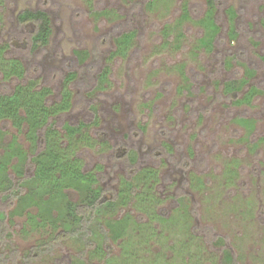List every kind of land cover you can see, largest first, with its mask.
Masks as SVG:
<instances>
[{
	"label": "rangeland",
	"instance_id": "1",
	"mask_svg": "<svg viewBox=\"0 0 264 264\" xmlns=\"http://www.w3.org/2000/svg\"><path fill=\"white\" fill-rule=\"evenodd\" d=\"M217 2L221 29L208 49L200 23L207 0H0V44L10 42L8 55L27 69L21 80L0 75V86L10 91L34 79L52 89L53 103L75 73L68 84L73 106L52 122L63 135L67 122L86 125V138L71 142L84 170L98 175L103 198L115 197L128 178L140 193L152 187L154 201L152 216L142 200L122 207L115 218L130 212L148 226L138 237L132 222L129 235L116 242L106 237L96 255L92 230L106 235V217L90 212L60 237L61 228L49 221L30 220L35 206L12 214L22 188L10 169L15 188L0 193V264H264V0ZM26 9H44L52 20L49 43L35 51L26 44L34 26L18 22ZM125 32L134 38L117 54V37ZM247 67L255 73L246 87L237 96L225 93L224 83L246 76ZM251 86L261 92L250 103H235ZM237 117L254 119L250 134ZM1 125L6 142L16 135L31 149L26 128ZM34 166L29 159L25 174ZM147 167L157 170L156 179L146 185L133 179ZM67 192L79 200L77 190ZM124 245L134 252L125 254Z\"/></svg>",
	"mask_w": 264,
	"mask_h": 264
},
{
	"label": "trees",
	"instance_id": "2",
	"mask_svg": "<svg viewBox=\"0 0 264 264\" xmlns=\"http://www.w3.org/2000/svg\"><path fill=\"white\" fill-rule=\"evenodd\" d=\"M207 7L205 16L200 19V23L206 31V34L201 38V42L210 49L214 45L221 28L215 19L218 8L217 0H207ZM106 13L107 11L98 12V14ZM183 16L184 18L190 17L187 7L184 9ZM1 17L0 15V19ZM18 22L20 25L32 24L34 26L26 43L30 45L32 50H38L49 43L53 30L50 14L46 10L26 9L19 13ZM134 35V32H125L119 35L116 40L117 50L115 53L124 54L131 45ZM232 36H235V32ZM10 46V42L0 44V75H2L3 80L11 78L21 80L26 75L27 69L20 58L8 55L7 50ZM254 73L253 69L247 67L246 76L226 81L224 83L225 93L237 96L246 87L249 77ZM75 76V73L68 74L64 80L61 98L53 103L48 98L49 94L52 93V89L48 86H36L34 79H30L27 83H18L10 91H5L0 86V193L9 192L15 188V181L10 172V169H13L18 174L19 186L22 190H17V202L11 213L22 214L29 207L35 206L38 213L33 215L29 212L30 220L35 224H44L49 221L55 228H61L60 237L69 236V234L75 232L77 225L84 221L88 213L93 212L95 214L96 212L103 215L106 217V235L100 229L92 230L94 241L97 238L99 239V242L95 241V254L102 255L106 242L105 238L108 237L111 241L116 242L126 237V235H129L132 222H135L139 227L137 229L131 226L133 231L138 237L141 236V227L145 228L148 224L134 220L130 212L119 218H115L114 215L122 207L129 205L132 199H138L144 202V206H142L144 213L152 216L154 201L152 194L148 192L152 187L147 189L146 192L140 193L136 189L138 186L134 180L124 178L123 186L115 197L103 198V190L98 186V175L94 171L84 170L82 159L72 144V139L86 138L87 133L82 131V128L86 125L84 123L74 125L67 122L62 126V129L66 132L63 135L61 130L52 122L54 117L72 108V92L68 90V84ZM106 77L107 73H103L101 75L102 81L106 80ZM259 92L261 90L257 86H251L242 97H237L235 103H250ZM4 120L9 121L19 131H23L24 128L27 129L26 135L31 141L30 150L23 147L16 135H13L9 142L5 141V130L1 125ZM235 121L246 127L248 134L252 132L255 126L254 119L237 117ZM79 133L82 136L76 138ZM65 137L69 139L68 145H65ZM29 159L32 160L35 166L33 173L26 175L25 167ZM15 160L17 161L14 162ZM156 177L157 170L147 167L135 172L133 179L146 185ZM68 189L78 191L80 195L78 201L71 198L67 192ZM180 199L184 202L183 196ZM186 203L184 202V206L181 205L180 207L187 213ZM37 216L40 217V221H36ZM156 217L165 222H175H173L172 217L166 218L160 214H157ZM128 243L132 244L133 242L129 239ZM126 245H124L125 254L131 255L134 250H130V246ZM133 246L131 245L132 248ZM113 259L115 258H108V261ZM228 264L234 263L228 262Z\"/></svg>",
	"mask_w": 264,
	"mask_h": 264
}]
</instances>
